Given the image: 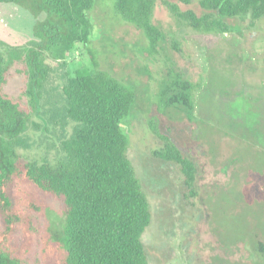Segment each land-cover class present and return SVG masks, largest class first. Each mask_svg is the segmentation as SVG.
<instances>
[{
    "label": "trees",
    "instance_id": "obj_1",
    "mask_svg": "<svg viewBox=\"0 0 264 264\" xmlns=\"http://www.w3.org/2000/svg\"><path fill=\"white\" fill-rule=\"evenodd\" d=\"M175 1L168 2L171 9L194 31L238 30L231 20L264 15V0H200L206 10L202 14L180 12L175 6L192 0ZM94 3L0 0V4L17 5L34 17L45 14L33 24L35 41L26 46L0 41V264H24L25 236L30 228L36 230L31 213L41 209V196L60 202L63 208L60 235L50 234L47 229L50 239L45 248L56 264L148 263L142 235L151 214L126 155V125L139 107L138 97L133 84L99 68L89 17ZM113 6L118 17L144 32L150 54L166 46V34L151 21L153 0H114ZM78 46L90 65L66 73L62 85L49 89L51 69L45 57L57 60ZM16 63L21 69L15 72L21 70L27 79L26 103L3 90ZM146 71L139 69L142 74ZM160 81L157 99L150 102L159 112V117L152 114L149 120L151 130L161 141L154 156L178 166L187 195L193 196L197 167L185 154L180 138H173L178 128L167 116L173 114L187 136L186 126L204 116L188 112L197 104L192 97V83L174 71ZM148 107H143L147 113ZM161 108L169 114L163 115ZM161 117L173 125L166 124L162 133L152 121ZM30 130L56 139L54 161L20 160L18 151L32 145ZM18 228L24 236L20 246L14 241ZM55 239L57 245L50 246ZM255 244L262 256L260 264H264V242Z\"/></svg>",
    "mask_w": 264,
    "mask_h": 264
},
{
    "label": "rangeland",
    "instance_id": "obj_2",
    "mask_svg": "<svg viewBox=\"0 0 264 264\" xmlns=\"http://www.w3.org/2000/svg\"><path fill=\"white\" fill-rule=\"evenodd\" d=\"M113 2L114 0H95L89 12L93 26L91 40L99 52V68L123 82H130L136 89L139 107L128 124L126 155L147 198L151 214L150 224L142 235L147 264H260L262 256L255 243L264 242V91L258 94L259 96L254 94L250 100L245 97L239 101V98H236L233 108L224 109L223 113L228 115L224 125L227 128V136L220 134L218 137L217 127L205 123L196 128L186 126L189 134L187 136L179 127L175 116L168 115L166 108H161L162 114L168 115V120L178 128L173 131V138H180L179 143L183 146L185 154L197 167L195 195L188 196L178 166L154 156V152L161 146V141L151 130L149 120L152 114L159 117V112L156 105L150 102L157 99L159 82L168 58L180 66H187L184 59H189L194 65L189 69L190 74L199 83H203L208 67L204 56L207 41L218 40L219 37L194 32L171 9L168 2L174 3L175 0H153L151 21L166 34V46L163 50L157 48L154 54H150L144 32L118 17ZM175 6L180 12H206L200 0H192L188 4L177 2ZM44 16L45 14L41 13L34 17L14 4H0V41L10 46L28 45L36 40L32 32L34 22ZM231 23L238 27V30H227L226 34L220 36L229 39L228 48L220 57L225 69L233 71V68L239 67L238 53L231 51L234 47L243 50L244 57L251 60L258 55L264 59V15L258 18L245 15L231 20ZM172 44L179 47V55L172 51ZM84 54V50L78 46L57 60L46 56L45 63L51 69L49 89L51 86L62 85L66 73L89 66ZM253 63L240 62L244 70L250 69ZM16 64L3 90L12 97H20L26 103L27 79L21 70L19 73L15 72L21 69V65ZM142 68L147 70L145 74L139 73ZM220 73L213 72L214 76ZM251 79H262L263 82L259 85L264 86V70L255 71ZM209 88L219 89L218 86ZM246 92L244 90V93ZM247 101H251L250 104ZM239 102L240 105L244 104L241 105L240 112L234 110L239 106ZM145 103H149V107ZM197 103L203 107L200 109V115L204 116L207 111L210 112L211 119L218 120L217 114L209 109L215 104L213 99L205 102L198 99ZM143 107H148L149 112ZM238 112L241 113L239 121L236 115ZM152 121L160 133L166 124L173 127L164 117ZM197 128L199 138L209 146L212 157L219 154L223 159L221 164L228 166L232 156L238 157L239 173L231 179H226L220 189L218 187L223 179H216V187L210 186L211 180L205 179L204 170L197 166V163H202V157L192 153V150H195L193 136ZM29 135L32 145L29 149L18 151L20 160L54 161L56 139L54 141L53 136L32 130ZM206 148L207 146H203L204 150ZM217 151L219 153H216ZM201 184L207 188L203 189ZM199 197L203 199L200 200ZM40 200L39 212L31 213L32 226L36 227V230L30 228L28 236H25L27 253L24 256V264H56L55 257L50 258L45 247L52 232L59 236L62 231L63 208L60 202L51 198L41 196ZM201 201L207 207L206 221ZM22 237V231L18 228L14 241L19 246ZM51 245L56 246L57 240L52 241Z\"/></svg>",
    "mask_w": 264,
    "mask_h": 264
},
{
    "label": "flooded vegetation",
    "instance_id": "obj_3",
    "mask_svg": "<svg viewBox=\"0 0 264 264\" xmlns=\"http://www.w3.org/2000/svg\"><path fill=\"white\" fill-rule=\"evenodd\" d=\"M192 29V28H191ZM193 30V29H192ZM194 31V30H193ZM199 34H214L215 36L219 37V39H211V41H207L206 45V53L204 54L207 64V71L205 73V77L203 80V83H199V81L190 74L189 69L192 68L194 65L191 63L189 59H184L186 61L187 66H180L178 63H174L170 58L166 61V67L164 69L162 78L165 77V75L169 74L170 72L174 71L176 75H180L181 78L185 79L187 82L192 83V87H194V93L192 94L193 99L197 103V100L200 99V101L205 102L206 100L211 101L213 99L215 101V104L212 108L209 109L211 112H215L218 116V120L211 119L210 112L205 111L203 119L195 120L191 123H189V127L196 128L199 124H211L217 127L219 130L218 137L220 134L227 136L226 130L227 128L224 127L225 120L228 117V115L224 112V109L226 108H233L234 102L236 98H239V101H242L245 99H251L254 94H257L256 96H259L258 94L262 93L264 91V86L259 85V83L263 82L262 79H259L258 81L255 79H251L253 75H255V71H258L260 69L264 70V59L259 58L258 56L249 59L244 57L241 49L230 48L232 52L238 53L237 57H239V60H237V63L239 67L233 68V71H228L229 68H226L223 66V59L220 58L223 56L224 50L228 48L229 39L228 37H220L223 34H226L228 31L216 33V32H207V31H194ZM161 50H163L161 48ZM172 51H174L176 54H180V49L178 46H174L172 44ZM243 60H242V59ZM245 61H252L254 62L252 64V67L247 70L243 69L242 64L240 62ZM176 62V61H175ZM256 62V63H255ZM222 63V64H221ZM219 71L221 72L220 75L214 76L213 72ZM211 72V74H210ZM246 75V77L244 76ZM214 76V77H213ZM164 81V80H163ZM163 81H160L162 83ZM258 82V83H256ZM212 86H218V90H211L209 87ZM244 90L246 93H244ZM251 101H247L248 104H250ZM241 105H244L243 103ZM236 106L234 110H238L239 112L242 110V106ZM200 109H203L202 106H199V104H194V108L192 111L190 108L188 109V112L194 113L198 117V113H200ZM236 114L238 121L240 118L241 113ZM244 114V113H243ZM201 118V116H199ZM224 127V128H223ZM127 131H129V126L126 125ZM197 132L193 136V146L195 150H192V153H195V155H199L202 157L203 161L202 163H197V166H201V169L204 170L205 175L204 178L211 180L210 186L216 187V179L220 180L223 179L222 183L218 187L220 189L224 186V181L228 178H232L235 174L239 173V160L237 156H232L230 164L226 166L225 163L221 164L222 160L219 157V154L212 157V154H210L209 146L199 138V132L198 128L196 130ZM221 139V138H219ZM203 146H207V148L204 150ZM216 153H219L218 151ZM212 178H214L212 180ZM203 187V189H206L207 187L204 184L200 185ZM212 193L214 194L215 191L213 190ZM200 200L203 199V197H199ZM202 207L204 211V221L208 218L207 213V207L204 205L203 201Z\"/></svg>",
    "mask_w": 264,
    "mask_h": 264
},
{
    "label": "water",
    "instance_id": "obj_4",
    "mask_svg": "<svg viewBox=\"0 0 264 264\" xmlns=\"http://www.w3.org/2000/svg\"><path fill=\"white\" fill-rule=\"evenodd\" d=\"M123 126V124H121Z\"/></svg>",
    "mask_w": 264,
    "mask_h": 264
}]
</instances>
